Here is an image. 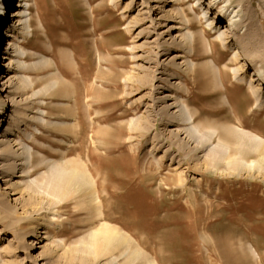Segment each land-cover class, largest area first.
Returning <instances> with one entry per match:
<instances>
[{"label":"rangeland","instance_id":"obj_1","mask_svg":"<svg viewBox=\"0 0 264 264\" xmlns=\"http://www.w3.org/2000/svg\"><path fill=\"white\" fill-rule=\"evenodd\" d=\"M185 1L30 0L32 35L19 43L24 69L0 92V133L13 128L4 137L9 156L0 146V264H113L86 242L105 224L125 231L156 264H264V167L230 174L227 159L205 163L218 149L215 138L200 144L203 126L221 131L229 110L219 102L225 89L218 75L185 71L183 10L194 37L207 24L197 21L214 17L204 14L209 0L199 12L200 0ZM245 1L231 0V7ZM18 2L0 8V22L3 15L10 22ZM253 4L264 22L261 2ZM3 35L0 29V48ZM235 51L215 54L229 87L235 65L223 64ZM204 63L212 65L206 57L196 67ZM49 78L62 82L50 90ZM170 90L173 99H164ZM242 91L229 96L248 99ZM185 105L191 120H184ZM74 163L85 167L93 191L55 204L50 168Z\"/></svg>","mask_w":264,"mask_h":264},{"label":"bare ground","instance_id":"obj_2","mask_svg":"<svg viewBox=\"0 0 264 264\" xmlns=\"http://www.w3.org/2000/svg\"><path fill=\"white\" fill-rule=\"evenodd\" d=\"M5 1L7 2L9 0ZM200 1L201 2L195 7L198 12L207 0ZM259 1L264 8V0ZM185 2L188 4L191 0H186ZM230 2L231 0H209L207 2L206 6H204L207 7L204 14L207 10H210V12H214V17L210 19L204 16L197 21L198 25L207 22L206 28L201 29L199 37H194L192 32H190L189 28L193 27L194 22L188 18V11L184 12L183 10L182 16L185 19L186 31L182 34L184 39L182 40L184 41L183 53L188 62L185 70L186 73L204 74V72L208 71L214 79L218 75L219 85L225 89V94L219 102L222 106L226 103V110H229L228 114L222 117L223 120L229 123H223L221 131L217 128L212 129L208 124H205L203 129L201 127V145L209 143L213 138L217 140L216 147H214L218 150H213L211 156L206 159L205 163L215 167L221 164V160L225 161L227 159L225 166L232 170L230 174H235L245 167H252L253 169V167L256 166L259 170L264 167V115L262 114L264 112V22L259 16L253 4V0H246L239 9L231 7L232 5ZM31 6L30 0H19L17 4H14V9L11 11L12 19L8 22V28L5 31L4 29L2 30L4 34L2 38L5 40V43L4 47L1 48L3 63L0 64V68H4L5 71L1 73L0 92L5 93L7 91V88L15 79V71L24 69V55L26 52L25 48L19 43L26 42L28 37L32 35V33H30L32 31ZM33 6L38 10L36 1ZM218 7L219 9H217ZM260 11L264 13V9L261 10L260 8ZM0 14H2L1 11ZM204 18L205 21H203ZM223 20L225 21L224 23L227 24L225 25V30L221 31L219 25H221ZM243 27H245V29L242 31ZM220 31L221 33L219 36H216L219 41L214 40L211 42L208 41L209 39L207 40L209 36H213ZM18 33H21L20 37ZM207 46L209 51L207 50ZM229 49H233V51L236 50L235 53L237 52L223 64L225 68L233 65L236 66L232 68L234 84L230 85V87L225 82L227 79L223 77L225 72L217 67L215 61L219 60L215 55L218 51L225 53L226 51L229 52ZM14 51H17L20 55V59H17V61L13 59ZM206 57L210 58L212 65L210 63H204L200 67H196L197 61ZM43 61L45 60L43 59ZM45 62L47 65V61ZM249 70H252L253 73H249ZM51 77L53 76L50 75V78ZM58 80L59 79H52L50 82L48 81L49 87L48 84H45V86L47 85L46 87L51 90L52 87L56 86ZM61 82L58 83L60 84ZM243 86L244 91L242 92L244 95L247 93L248 99L243 96H229L230 90L234 88L243 90ZM23 88L26 87H22V89ZM18 89L20 90V86L16 88V90ZM170 89L172 88L170 87ZM165 97L164 99L167 100L173 99V90H170ZM181 112L183 117L184 114L185 116L188 114V117H185L184 120H191L193 118V115L186 105L185 111ZM210 113L212 116L218 115V113ZM244 117H247V123ZM258 117H262V119L259 121L255 120ZM179 119L181 120V118ZM230 122H237V124H230ZM9 125L10 124L4 129L2 134L0 133L1 155L3 158L9 156L12 147L8 143V139L4 138L8 135L7 132L13 130ZM194 128L195 131L199 133V128L197 126H194ZM26 147L28 146H25L23 154H25L24 158L27 162L32 158V153L30 152L31 150H28ZM197 147L198 146L195 148L197 149ZM252 153H254L258 159L250 163L246 162L244 157ZM27 164L29 163L27 162ZM76 164L74 163V167L71 168L67 167L68 165H65V167L63 165H53L50 168L52 179L46 183L50 185L49 193L56 199L54 202L55 204L76 194L86 197L87 194H83L85 191L87 193L93 191V184L85 167L82 166V168L77 165V169L75 168ZM79 167H81V169H79ZM95 199L96 197L93 196L92 201ZM119 229H117L116 226L114 228L106 224L102 225L96 229H92L88 233V241L86 242L93 247L94 252L97 251L100 255H108L110 259L108 257L107 263L120 264L116 259L121 258L119 256L123 255L124 264H136L135 262L140 259L142 261V258L143 261L142 263L138 262L139 264H156L152 259L150 260V258L145 256L144 252L136 247L130 236L124 233L125 231L122 232V229ZM115 250H119L118 256L113 255ZM94 257H96V255Z\"/></svg>","mask_w":264,"mask_h":264}]
</instances>
